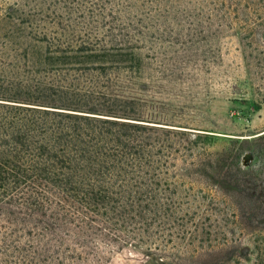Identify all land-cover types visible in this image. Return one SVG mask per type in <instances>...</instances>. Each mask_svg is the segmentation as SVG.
<instances>
[{
    "label": "trees",
    "instance_id": "1",
    "mask_svg": "<svg viewBox=\"0 0 264 264\" xmlns=\"http://www.w3.org/2000/svg\"><path fill=\"white\" fill-rule=\"evenodd\" d=\"M21 1L2 17L33 29L38 41H47L48 53L108 57L125 49L117 37L119 42L110 37L109 46L105 37L91 33L79 35L75 44L66 31L48 37L42 20L47 14L38 6L56 8L59 1ZM198 1L221 10L242 1L264 3ZM66 63L59 66L66 74L63 84L52 92L60 97L39 98L35 92L52 87L18 77L0 55V264H87L93 255L98 259L99 242L201 240L208 224L202 218L211 217L201 211L204 197L195 195L192 182L201 175L214 177L207 172L213 154L206 147L213 136L131 113L134 99L121 92L119 77L107 74L122 67L121 61ZM252 137L264 139V131ZM249 154L264 159V146ZM248 234L254 236V263L264 264L261 233Z\"/></svg>",
    "mask_w": 264,
    "mask_h": 264
},
{
    "label": "rangeland",
    "instance_id": "2",
    "mask_svg": "<svg viewBox=\"0 0 264 264\" xmlns=\"http://www.w3.org/2000/svg\"><path fill=\"white\" fill-rule=\"evenodd\" d=\"M17 1L22 2L0 0V55L18 77L52 87L35 92L36 97H60L52 92L66 76L59 67L63 62L121 61L122 67L107 74L119 77L121 92L134 99L131 113L213 136L206 147L213 154L207 172L214 177L201 175L192 182L195 195L204 197L201 211L211 217L202 218L208 224L199 233L201 240L99 242L98 259L93 255L87 264H255L254 236L248 233L259 231L264 243V159L249 151L264 146V139L252 137L264 131V3L242 1L223 10L198 0H57L56 8L37 4L47 14L42 20L48 37L56 30L57 36L72 34L74 44L79 35L90 33L105 37L106 46L110 37L124 41L122 55L104 57L48 53L47 41H38L33 29L2 17ZM93 26L99 31L86 28ZM213 197L216 203H211Z\"/></svg>",
    "mask_w": 264,
    "mask_h": 264
},
{
    "label": "bare ground",
    "instance_id": "3",
    "mask_svg": "<svg viewBox=\"0 0 264 264\" xmlns=\"http://www.w3.org/2000/svg\"><path fill=\"white\" fill-rule=\"evenodd\" d=\"M253 135H255V134H253Z\"/></svg>",
    "mask_w": 264,
    "mask_h": 264
}]
</instances>
